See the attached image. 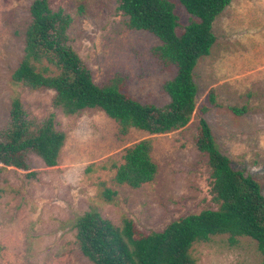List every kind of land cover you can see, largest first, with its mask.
I'll return each mask as SVG.
<instances>
[{"label": "rangeland", "instance_id": "1", "mask_svg": "<svg viewBox=\"0 0 264 264\" xmlns=\"http://www.w3.org/2000/svg\"><path fill=\"white\" fill-rule=\"evenodd\" d=\"M34 0H0V128L7 126L12 102L19 97L30 113L45 119L56 113L66 134L59 165L48 168L34 156L35 177L13 168L0 178V264H93L76 241L74 221L96 209L121 226L128 218L143 232L161 231L169 223L204 209L218 207L211 194L208 157L195 146L201 116L180 130L151 135L131 128L121 135L119 125L103 111L85 110L66 116L53 108L54 92L31 91L13 82L21 64L25 35ZM54 10L73 18L71 44L91 68L101 86L120 76L137 101L163 106L169 101L163 86L176 70L165 69L154 56L161 44L153 34L128 28L118 0H49ZM179 33L191 16L178 2ZM217 41L210 56L195 71L198 107L208 104L210 90L217 106L207 120L221 151L234 168L252 175L264 193V0H234L214 23ZM231 107H247L236 115ZM152 143L158 173L139 189L119 185L116 167L124 152L142 141ZM115 192L109 199L106 191ZM196 264H259L256 241L228 236L192 248Z\"/></svg>", "mask_w": 264, "mask_h": 264}, {"label": "trees", "instance_id": "2", "mask_svg": "<svg viewBox=\"0 0 264 264\" xmlns=\"http://www.w3.org/2000/svg\"><path fill=\"white\" fill-rule=\"evenodd\" d=\"M234 0H178L191 19L182 33L176 4L172 0H118V10L128 17L131 30H144L161 44L154 56L165 69L176 70L163 90L169 101L163 106L141 103L125 89L120 76L106 85L95 82L93 72L71 44L69 30L73 18L64 10H54L49 0H34L32 17L25 35L24 57L12 79L31 91L54 92L53 108L66 116L98 109L119 125L121 135L131 128L151 135H164L187 127L200 115L195 146L208 157L211 194L218 206L204 209L169 223L161 231L143 232L131 219L121 226L104 218L96 209L76 217V241L93 264H196L192 248L217 236H228L234 246L240 238L256 241L264 264V193L252 175L234 168L221 151L205 115L217 106L214 89L208 104L198 107L199 86L195 71L208 57L217 41L214 23ZM245 115L247 107H231ZM66 134L58 128L57 115L34 117L19 97L12 102L10 119L0 128V178L7 168L33 172V157L48 168L59 165ZM123 163L116 167L115 181L139 189L158 173L152 157V143L142 140L127 148ZM112 199L115 192L106 191Z\"/></svg>", "mask_w": 264, "mask_h": 264}]
</instances>
